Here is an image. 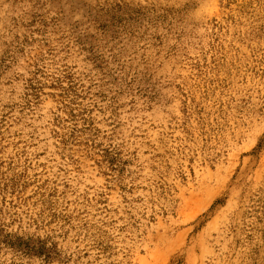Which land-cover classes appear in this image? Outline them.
Returning <instances> with one entry per match:
<instances>
[{
    "label": "rangeland",
    "instance_id": "obj_1",
    "mask_svg": "<svg viewBox=\"0 0 264 264\" xmlns=\"http://www.w3.org/2000/svg\"><path fill=\"white\" fill-rule=\"evenodd\" d=\"M0 264H264V0H0Z\"/></svg>",
    "mask_w": 264,
    "mask_h": 264
}]
</instances>
